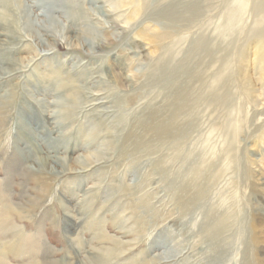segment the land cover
I'll list each match as a JSON object with an SVG mask.
<instances>
[{"label":"rangeland","instance_id":"obj_1","mask_svg":"<svg viewBox=\"0 0 264 264\" xmlns=\"http://www.w3.org/2000/svg\"><path fill=\"white\" fill-rule=\"evenodd\" d=\"M234 1L0 0V218L43 243L8 264H264L258 16L228 29Z\"/></svg>","mask_w":264,"mask_h":264},{"label":"bare ground","instance_id":"obj_2","mask_svg":"<svg viewBox=\"0 0 264 264\" xmlns=\"http://www.w3.org/2000/svg\"><path fill=\"white\" fill-rule=\"evenodd\" d=\"M32 1L35 3L34 6L40 8V9H43V15L45 14L47 18H49L48 17L49 14H55L58 12V10H56V8H54V5H56L58 3V0H32ZM21 2L19 4H20V7L24 13L23 17L25 20L24 21L25 29L30 31L31 33H38L39 30H38V28H36L37 24H38V19L36 17H35L36 19L35 18L33 19L34 16L32 15V12H31L32 6L28 5L24 1H21ZM234 2H236L235 5H237V6L235 7V9H234V7L232 8L234 10L230 9L231 12L230 13L228 12L229 13V14L227 13L228 15L226 14L228 29L233 26L234 21L237 20V18H238V14L240 12H242V10L245 9V2L244 1L235 0ZM254 5H255L254 9H255L256 14L258 16L257 21H256L257 26L249 35L251 36V40L255 41V45H256L255 54L257 56V62L260 63L264 69V0H255ZM230 10H228V11H230ZM244 57H245L244 54H241V59L243 61H244ZM125 79L129 80V78H127V77ZM245 84H246V82H245ZM249 87L250 86L246 84V92L247 93H249ZM71 95H73V94L71 93ZM75 100L76 99H74V98H68V102H75ZM168 128H170L169 124L159 125V127H158L159 134H160L159 138L162 137L161 139H163L164 137L170 136V135H168V132H167ZM262 139H263V143H264V136ZM6 193H7V191L5 189L4 190L0 189V215L7 214L8 210L11 209V206H13V204H11L7 200ZM184 207H186V206H184ZM6 220H8V217H3V218L1 217L0 218V264H8L7 260H6V257L8 254H13L15 256V258L20 259V258L26 257L27 251H28V254H30L31 251L34 252L35 249L39 250V248L43 244L40 233H37L36 237H32L31 235L24 234L21 231H17L15 225L6 224V222H8ZM4 221H5V223H3ZM209 229H210V233H215V234L218 233L219 234L226 229V225L224 224L223 221H220V223H218V224L214 223L212 225V227L211 226L209 227ZM6 231L13 233L12 238L15 241L13 240L10 243H8L3 239V232H6ZM253 241L255 244H257L260 240L257 238H254ZM38 250H36V251H38ZM38 254H40V252ZM167 254H170V251H167ZM108 258H109L108 254L105 253L104 257L100 259V262L104 261V263H105ZM218 259H220V258H217L216 260H218ZM37 264H48V263L46 262L45 258L43 257V260L39 263L37 262ZM57 264H62V263H57ZM63 264H66V263H63Z\"/></svg>","mask_w":264,"mask_h":264}]
</instances>
